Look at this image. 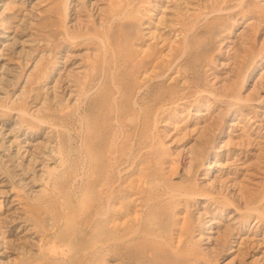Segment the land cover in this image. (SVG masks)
Wrapping results in <instances>:
<instances>
[{
  "label": "rangeland",
  "instance_id": "374dc122",
  "mask_svg": "<svg viewBox=\"0 0 264 264\" xmlns=\"http://www.w3.org/2000/svg\"><path fill=\"white\" fill-rule=\"evenodd\" d=\"M104 46L127 48L129 64L118 62L100 86L112 97L85 116V83L105 63ZM126 73L164 99L187 95L107 126L119 136L112 144L126 134L140 150L128 181L144 168L196 193L164 201L170 225L155 237L181 234L194 253L187 264H264V0H0V264L54 257L48 247L74 223L61 212L73 156L62 160L58 148L70 144L76 114L96 122L124 109ZM130 204L111 202L112 221L132 225L140 216ZM96 244L86 264H136L129 241Z\"/></svg>",
  "mask_w": 264,
  "mask_h": 264
},
{
  "label": "bare ground",
  "instance_id": "6f19581e",
  "mask_svg": "<svg viewBox=\"0 0 264 264\" xmlns=\"http://www.w3.org/2000/svg\"><path fill=\"white\" fill-rule=\"evenodd\" d=\"M102 51L108 56L105 63L102 64L100 72L90 77L85 83V86H88L83 94L85 116L95 107L103 108L106 101L112 97L111 93L105 94L100 86L113 79V71L117 69L118 62L129 64L130 53L127 48L119 50L104 46ZM127 73L117 80L122 83V89H117V92L119 95H124L123 99L119 100L120 103L125 104L124 109H107L97 117L96 122H89V120L86 122V119L76 114L70 144L58 148V154L62 160L67 154L73 156L69 169L64 173L71 176L67 184L70 188V197L62 198L61 212L65 211L63 215H70L74 223L70 222L61 227L60 233L65 238L51 243L48 254L54 257L45 260L43 264H86L93 254L92 250L97 248V240L100 239L110 240L119 245L129 241L131 248L128 250L127 258L136 264H187L189 257L194 254L191 251L193 249L188 248L190 242L183 239L181 234H178L173 243V241L157 239L153 233L166 231L167 226L170 225L164 210V201L175 196L193 198L195 191L189 185L175 182L170 175L164 176L162 173L157 175L155 171H146L144 168L137 173L135 179L128 181L127 172L134 166L140 150L136 149L133 143H127V135L122 132L121 127L119 134L123 137L125 134V139L121 137L119 145L112 144L111 138L114 135V138H119L116 134L117 129L114 128L111 132L107 129L112 120L114 122L126 116L132 117L134 111L139 109L136 106L148 103L155 106L156 112H159L167 106L187 100V95L182 93L175 98L164 99L160 97V94L155 95L138 84L129 85L125 79ZM129 105L131 106L129 109L133 112L127 114ZM94 131L97 132L98 138L91 142L90 136ZM161 154L162 152L158 150V152L154 151L152 156L157 157ZM158 178L161 182H158ZM114 200H118L120 206L125 209L132 203L135 205L133 212L140 217L133 219L132 225L127 223L129 220L118 225L112 221L114 218H110L118 212L111 206ZM147 214H157V218L154 221H145L149 218V215L144 216ZM76 229L81 231V235L75 233ZM82 239L88 240L84 248H58L62 241L78 242ZM56 253L59 255L55 256Z\"/></svg>",
  "mask_w": 264,
  "mask_h": 264
}]
</instances>
